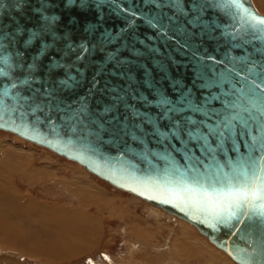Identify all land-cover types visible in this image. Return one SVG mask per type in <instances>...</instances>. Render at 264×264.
Masks as SVG:
<instances>
[{"label":"water","instance_id":"water-1","mask_svg":"<svg viewBox=\"0 0 264 264\" xmlns=\"http://www.w3.org/2000/svg\"><path fill=\"white\" fill-rule=\"evenodd\" d=\"M189 2L184 0L185 4ZM196 2L203 6L200 22L180 21L188 35L157 38L154 47L158 52L146 54L141 63L148 64L152 75L177 104L184 103L183 97L191 93L190 103L193 107L202 105L200 112L182 108L157 121L156 108L138 104L141 111L151 113L150 122L117 138L110 134L115 125L103 117L102 105L108 102L107 88L123 81L96 75L99 83L94 86L100 53L85 52L81 60L77 56L82 47L91 50L99 45L102 36L115 37L125 28H134L146 44H153L149 37H154L155 32L144 24L143 17L160 10L145 4V0H0V72L4 73L0 75V128L50 147L191 221L239 263L261 264L255 243L240 237L255 232L264 243V217L253 216L243 224L233 221L234 228H212L214 221L210 217L181 202L188 195L185 185L196 187L200 182L209 191L210 185L219 189L234 169L250 163L264 167V34L256 37L242 21L236 23L218 0ZM242 7L246 11H241V16L250 12L257 20L264 19L251 0H243ZM186 10V20L191 21L195 12ZM164 11L172 15L168 8ZM31 31L38 32L40 40L28 47L25 40ZM126 34L130 37L131 30ZM121 43L114 40L109 47L116 48ZM41 44L49 45L57 59L72 64V74H76V67L81 69L83 74H76L78 84L71 89L62 87L59 80L65 76L62 72L49 74L48 56L29 69ZM69 48L74 50L69 52ZM26 79L30 83H24ZM170 80L178 82L181 89L186 86L183 96L169 87ZM45 89L54 90L50 99ZM136 90L147 93L142 85ZM17 94L28 97V104L39 103L42 110L33 111L18 101ZM102 118L107 124L103 125L104 131H98L95 125ZM119 119L124 120L123 106ZM221 121H231L234 131L229 132ZM218 125L224 137L208 135L209 129ZM188 127L198 129L196 136L206 135L207 141L195 137L189 140ZM206 144L211 145L208 151ZM237 246L245 250L249 259H240L244 253H238Z\"/></svg>","mask_w":264,"mask_h":264},{"label":"snow or ice","instance_id":"snow-or-ice-1","mask_svg":"<svg viewBox=\"0 0 264 264\" xmlns=\"http://www.w3.org/2000/svg\"><path fill=\"white\" fill-rule=\"evenodd\" d=\"M218 3L224 9L232 20L236 23L243 22L245 28L256 36L260 37L264 34V19L257 20L250 12L247 15L241 16V11H246L242 7L243 0H218ZM145 4L154 5L160 11H157L154 15L151 13L145 14L143 17L144 24L152 31L155 32L154 37H149L153 40V44H146L144 39H141L139 34L134 28L121 29L115 37L111 34H106L101 37V41L98 46L93 47L91 50L87 48H81L80 54L77 56V60L83 59L85 52L100 53L101 63L97 64L96 74L93 77L94 86L99 81L96 79V75H107L113 77L115 80L123 81L122 84H112L107 88L109 92L108 102L102 105L103 117L111 119L115 125L114 129H110V134L113 137H119L123 134L125 136L130 135V129L132 132L139 130L143 123L150 122L151 113L141 111L137 105L147 106L149 108H156L158 121L166 115L173 113H179L182 108H187L190 111L200 112L202 105H195L194 107L190 103L191 93L183 97L184 103L177 104L171 96L168 95V90L163 88L159 82L152 75V69L147 63H141L145 60V56L154 55L158 52V48L154 47V42L157 38L166 36L168 39H172L175 35L187 36V30L181 27L180 21L185 20L186 23L200 22L199 13L202 10V5L198 4L196 0H190L188 4L184 3V0H145ZM168 8L172 15H168L164 9ZM191 8L194 10L195 15L191 21H187L186 18L189 12L186 10ZM207 29L209 26L204 25ZM131 30L132 34L129 37L126 33ZM171 33L172 35H168ZM40 35L36 31H31L28 38L25 40V45L31 47L33 42H39ZM114 40H122V43L116 48H110L109 46ZM140 45V47H137ZM73 48H69L68 51H73ZM127 53V55H125ZM48 56V72L49 74L62 72L65 76L64 79L59 80V84L65 89H71L74 85L78 84L77 75H82L79 67L75 68V73L72 74V64L63 62V58L57 59L55 55L50 52V46L47 44H41L37 49V54L33 57V63L28 67L32 69L36 66L37 62L42 58ZM0 72V75H3ZM139 74V75H138ZM24 83H30L27 79ZM143 86V89L147 90V93L137 92L138 86ZM169 87L177 89L183 96V92L186 90L180 88V84L176 81L170 80ZM257 88L260 85H256ZM49 99L53 95V91L45 89ZM151 93L152 95H149ZM7 95V91L4 93ZM18 101L31 107L33 111H41V105L36 103L33 105L28 104V97L17 94ZM129 100L132 102L129 103ZM123 106L124 120L121 122L119 119V112ZM69 108L71 106H68ZM83 107V106H82ZM110 113L114 115L109 116ZM213 115H215L213 113ZM232 119H236L233 117ZM140 121V125H133L129 122ZM191 124L190 121L186 122ZM224 128H227L229 132L234 131L231 126V121H221ZM107 124L106 119H101L100 123L95 125L98 131H104L103 125ZM175 127V124H173ZM203 127V123L201 124ZM198 129L195 127H188L186 135L189 140L194 137L198 140L207 141L206 135L196 136ZM208 135L224 137V132L218 125L215 129H209ZM220 145L217 144V147ZM211 145H205V150L208 151ZM198 186L193 187L185 185L184 191L188 194L186 200H182L187 206L195 208L198 212L203 213L206 217H210L213 223L210 227L216 228L222 227H235L236 224H243L246 220H251L253 216L264 217V167H257L255 164H248L247 166H241L239 169L233 170V175L226 177L225 186L223 188H216L210 185L211 190L205 188L200 182H197ZM167 202V201H166ZM259 223V222H258ZM235 235V232H233ZM247 232L241 235L242 240H246ZM238 253H244L240 256L242 261L249 259L245 250L237 246Z\"/></svg>","mask_w":264,"mask_h":264},{"label":"rangeland","instance_id":"rangeland-1","mask_svg":"<svg viewBox=\"0 0 264 264\" xmlns=\"http://www.w3.org/2000/svg\"><path fill=\"white\" fill-rule=\"evenodd\" d=\"M253 2L260 12L264 13V0H253ZM11 149H15L16 152L14 153ZM21 152L22 154H20ZM21 157L23 158V162L24 157L27 159L31 158L33 166L42 168L44 178L42 179L35 169L33 170L34 173L31 171L28 173L27 168L26 174L22 176L16 172L17 169L13 165L10 166L9 162L16 163ZM64 158L50 149H46V147L32 145L29 142L17 139V136L11 132L0 130V207L2 206L0 208V264H177L176 262L203 264V262L198 263L191 259L181 258L176 254L172 255L171 252L174 250L168 249V239L171 235L166 229L163 232L156 230V234L147 240H138V236H135V233L139 232L140 228L138 227V230L131 228L126 233L124 230L125 225L129 227L131 224H134L136 226L137 223H133L131 218L126 220V217L120 220L117 216H110L109 207L113 206L115 202L109 199H105L106 204L104 202H100L101 204L98 202L90 204V202V205L88 204V207L91 209L90 211L87 210V212L90 214L92 211L93 213L98 212L99 216L97 217L101 219L97 221V226L103 234L99 246L76 257L60 260L68 257L70 252L64 250L68 244L60 243L59 238L62 236L67 237L73 231L83 233V229H79L81 220H77L78 215L75 213L79 209L70 207L74 202L77 205L73 206L77 207L80 204L76 190L80 192L83 187L77 185L82 178L80 173L76 171L77 165L68 162L69 160ZM47 160L52 162V168L50 166L46 167L43 164L39 165L40 162L43 163ZM30 173L32 175L29 181L27 176H30ZM93 181L102 188L107 189L109 193H115L113 194L114 196L117 194L115 201L121 198L118 203L122 204L121 200L123 201V205L128 202L131 204L132 209L137 207L139 213L143 208L147 210L143 204L137 203V201L135 203V200L127 192L115 189L95 177ZM10 186H12L11 189ZM13 189L16 192H13ZM18 192L22 197L31 198L35 203L20 204L21 198L15 197L17 195L15 193ZM90 196L88 199L93 200L94 197L91 194ZM95 204L97 206H93ZM101 205H103V209H101ZM119 210L121 209L118 207L114 211L119 212ZM147 212L149 213L148 210ZM129 217H133V215L130 214ZM138 217L136 216L135 219ZM111 218H117L118 220ZM45 220L51 225L47 229L48 232L44 233L40 222ZM147 221L145 218L141 221L138 220L142 224V227H147V224H149L148 229H141L142 231L146 232L157 227L152 220L147 219ZM151 223L154 225H151ZM92 227L94 228L95 226L92 225ZM50 237L52 238L51 242H49ZM76 237L79 242V236L76 235ZM142 243L144 246H142ZM134 245L140 248L139 251H137ZM35 246L36 248H34ZM54 247L58 250L57 253L52 249ZM60 248H63V250H59ZM47 254L53 255V258H46L45 255ZM153 259L154 261H152Z\"/></svg>","mask_w":264,"mask_h":264},{"label":"bare ground","instance_id":"bare-ground-1","mask_svg":"<svg viewBox=\"0 0 264 264\" xmlns=\"http://www.w3.org/2000/svg\"><path fill=\"white\" fill-rule=\"evenodd\" d=\"M251 1L253 2V0H251ZM253 4H254L255 8L260 12V10L256 7V5H255L254 2H253ZM260 13L264 14L263 12H260ZM0 130L7 131V132H11V133L15 134V136H17V139H20L22 141L24 140L26 142L31 143L32 145L46 147V149L48 148L51 151L55 152L56 154L67 158L69 160V161L67 160L68 162H72V163L76 164L77 165L76 171L80 173V176L82 178L81 181L77 183V185L83 186L81 188L80 192L78 190H76V194L78 196V199L81 197L80 196V195H82L81 193L82 192H85L86 193V195H85L86 197H89L90 194H91L95 198V200L97 198H102L101 200L104 201L105 204H106L105 199L113 200L115 202V204L113 206H110V207H111V209H114V210L116 208H118V207H119V209H121L122 215L120 214L121 216L119 217L121 219L122 218H125L124 216L128 217L130 214H132L134 218H136V216H139V217L141 216L140 213L137 210V207H135V209H132V207L130 206L131 204L128 203V202L123 205V201L122 200H121L122 204L118 203V201L121 198L118 199V200L116 199L117 201H115V198H116L115 196L117 194L114 196L113 194H115V193H113V192L110 191L112 193L111 194V193L108 192L107 189L102 188L99 184H97L95 181H93L94 180V177H95L96 179H98L100 181H104L105 183L111 185L115 189H118V190H120L122 192H127L135 200V203L137 201V203L143 204L146 207V209L149 211L148 214L150 216H154L155 217V220H157L154 223V224L157 225V227H155L156 229L155 228L154 229L149 228V229H152V230H149V231H146V232L142 231L141 228L139 230L136 228L139 232L135 233V235L139 236V238H142L143 239V237H144V239L147 240V239H150V237H153L156 234V230H158V232H163V230L166 229V230L169 231V234L171 235V237L168 236L169 237V239H168V241H169V248L168 249H173L174 250L173 252H171L172 255L176 254L177 256H179L181 258L183 257L185 259H191V260H194V261H200V262H203V264H242V263H239L238 261H236L223 248L219 247L213 241H211L209 239L208 235L202 233V231H200V229L194 223H192L191 221H188L187 219H184L183 217H181L179 215H176L174 213H171V212L165 210L164 208H162L161 206H159V205H157V204H155V203H153V202L145 199L144 197H142V196H140V195H138L136 193H133L132 191H129V190L123 188V187H120V186L112 183L111 181L105 179L104 177H102V176L94 173L93 171L89 170L82 163H80V162H78V161H76V160H74V159H72L70 157H67L65 155H62V154H60L59 152L55 151L54 149H52L50 147H47L45 145L36 143V142H34V141H32V140H30L28 138H25V137L19 135L18 133L14 132V131L6 130V129H3V128H0ZM11 150L14 153L16 152L15 149H11ZM43 150H45V149H43ZM20 154H22V152ZM68 162H66V163L69 165ZM9 163H10V166L13 165L15 167V169H17L16 172H18L21 176L24 175V174H26L27 168H28V173H29V171L34 170V168L36 167V166H33L32 159L31 158L27 159L25 157H24V162H23V158L21 157V158H19L17 160L16 163H11V162H9ZM25 164H27V165H25ZM42 164L44 166L46 165V167H49L50 166V168H52V162H50L49 160H47L46 162H43V163L40 162L39 165L41 166ZM40 169L42 170V168H40ZM40 169H37V167H36L37 172ZM37 174H39V173H37ZM27 177H28V179L30 181L31 174H30V176H27ZM35 178H37V177H35ZM60 185H61V182H60ZM68 186H69V184H68ZM11 188H12V186H10V189ZM66 189H68V188L66 187ZM74 190H75V187H74ZM12 191L13 192L14 191L16 192L15 189H13ZM18 193H15V195L16 194L17 195L16 196L14 195V196L15 197H18V198L19 197L21 198L20 204H29V203L32 204V203H35L31 198L22 197L20 195V193L19 194ZM84 198L85 197H83V199ZM94 198H93V200H94ZM103 198H104V200H103ZM85 199H87V198H85ZM81 201H82V199H81ZM90 204H92V201H91ZM0 208H2V206ZM114 210H112V211H114ZM28 213H30V212H28ZM13 214H14V212H13ZM52 220H55V219H52ZM148 220H150V219H148ZM40 224H41V226H44V225H47V224H48L47 226L51 225V224H49V222H47V220L41 221ZM154 224L151 223V225H154ZM21 227H23V226H21ZM133 227H134V224H133ZM10 228H11V226H10ZM47 229H48V227H47ZM125 232H126V230H125ZM144 233H148L149 235L148 234L145 235ZM246 239H248V241L251 242V243L252 242L255 243V247L254 248L255 249L257 248V250H256L257 251V256L260 259V263L261 264H264V243H262L263 242L262 241L263 238H260L257 235V233L252 232L251 234H249V233L247 234ZM136 249H139V248L137 247ZM137 251H139V250H137Z\"/></svg>","mask_w":264,"mask_h":264},{"label":"crops","instance_id":"crops-1","mask_svg":"<svg viewBox=\"0 0 264 264\" xmlns=\"http://www.w3.org/2000/svg\"><path fill=\"white\" fill-rule=\"evenodd\" d=\"M37 167V166H36ZM36 167L34 168L35 170H36ZM44 167V166H43ZM37 169H40V168H38L37 167ZM40 171H42L41 169L37 172V173H39L40 175H41V177H42V179L44 178V175H43V171H42V173L40 172ZM32 173H33V170L31 171ZM32 173H30L31 175H32ZM82 195H80L81 197L79 198V201H80V204L76 207V206H73V205H77V204H75V202H74V204L73 205H71L70 207H73V208H77V209H79V210H76L75 211V213L78 215V218H77V220L78 219H80L81 220V223H79V229L80 228H82L83 229V233H78V232H76V231H73V233H71V234H69L67 237H65V236H62L61 238H59V241H60V243H62V244H65V243H67L68 245H67V247L66 248H64V250H68V252H70L69 253V255H68V257H66V258H62V259H60V260H63V259H65V260H67V259H70V258H73V257H76V256H78V255H81V254H83V253H86L87 251H89L90 249H92V248H94V247H98L99 246V244H100V242H101V239L103 238V234L100 232V229L98 228V226H97V221H99V220H101V219H99L97 216H99V213L98 212H95V213H93V211L91 212V214L89 213V212H87V210L88 211H90V207H88V204L92 201V203L94 204V203H96V201L98 202V203H102V202H104V201H102L101 199L102 198H97L95 201L94 200H90V199H88V197H86L85 195H86V193H81ZM83 197H85V198H87V199H83ZM91 197V196H90ZM89 197V198H90ZM81 199H82V201H81ZM100 199V200H99ZM103 200H104V198H103ZM94 201V202H93ZM86 203V204H85ZM100 203V204H101ZM105 204V203H104ZM93 206H97V204H95V205H93ZM57 208V207H56ZM68 208V207H67ZM101 209H103V205H101ZM111 208L109 207V213L111 214V216L113 217V216H117L118 218L122 215L121 213H122V211L120 212H117V211H112V209L110 210ZM141 209V208H140ZM116 210V209H115ZM141 211V210H140ZM58 212H60V210H58ZM113 212V213H112ZM116 214H115V213ZM109 213H108V215H109ZM141 213V216L140 217H138L137 219H135L134 217H127L126 218V216H124L125 218H126V220L128 219V218H131L132 219V221H133V223H137V225L136 226H134L133 227V224H131L130 225V227H128V226H126L125 225V230H126V232H129V229H136L137 227L138 228H141V229H144V230H147L148 229V225L149 224H147V227L146 226H144V227H142L141 225V223L140 222H138V220H144V218H145V220L147 221V219H150V221L152 220L153 222H155V217L154 216H150L149 214H148V212H147V210H145L144 208H143V210L140 212ZM117 214H121V215H117ZM83 215V216H82ZM147 217V218H146ZM102 218V217H101ZM125 218H122V219H125ZM97 219V220H96ZM111 219H117V218H111ZM120 220H121V218H119ZM118 220V219H117ZM123 222H125L124 220H123ZM147 222H149V221H147ZM152 222V223H153ZM150 223V222H149ZM48 225V224H47ZM47 225H44V226H42V228L44 229V233L45 232H48V230H47V227H49V226H47ZM92 225L93 226H97L96 228L94 227H92ZM107 225V224H106ZM90 228H89V227ZM153 228V227H152ZM31 233V232H30ZM74 233H76V234H74ZM76 235H78L79 236V238H80V241L78 242L77 241V237H76ZM136 237H137V235H135ZM57 239V238H56ZM143 239H144V237H143ZM51 240H52V238L50 237V241L49 242H51ZM138 240H142V238H139V236H138ZM51 244V243H50ZM61 244V245H62ZM164 244V243H163ZM166 245H167V243H165ZM142 246H144L143 245V243H142ZM134 247H136V245L134 246ZM151 247V246H150ZM34 248H36V246L34 247ZM137 248V247H136ZM149 248V247H148ZM52 249H54V251L57 253L58 252V250L56 249V247H54V248H52ZM140 249V248H139ZM139 249H137V250H139ZM59 250H63V248L61 249H59ZM45 257L46 258H53V255H51V254H47V255H45ZM185 259V258H184ZM57 261H59V260H57ZM152 261H154V259L152 260ZM193 261V260H192ZM196 262H198V263H202V262H200V261H196ZM177 264H188V263H180V262H176Z\"/></svg>","mask_w":264,"mask_h":264}]
</instances>
